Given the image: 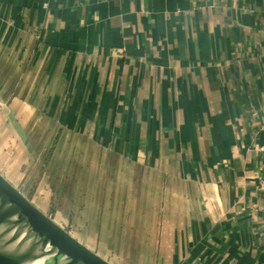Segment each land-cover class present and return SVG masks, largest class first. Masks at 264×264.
I'll list each match as a JSON object with an SVG mask.
<instances>
[{"label": "crops", "instance_id": "1", "mask_svg": "<svg viewBox=\"0 0 264 264\" xmlns=\"http://www.w3.org/2000/svg\"><path fill=\"white\" fill-rule=\"evenodd\" d=\"M0 68L30 139L107 154L74 156L58 220L30 200L61 228L73 213L79 243L110 264H264V0H0Z\"/></svg>", "mask_w": 264, "mask_h": 264}, {"label": "rangeland", "instance_id": "2", "mask_svg": "<svg viewBox=\"0 0 264 264\" xmlns=\"http://www.w3.org/2000/svg\"><path fill=\"white\" fill-rule=\"evenodd\" d=\"M7 72L8 69L0 68V174L13 187L16 185L15 188L29 201L35 197L37 190L42 193L41 201L48 202L47 213L54 218L57 217L56 208L62 209L65 204L62 200L64 194L60 193L71 178L73 182L69 184L66 202L70 201L69 208L72 205L71 198L74 196H70V191L74 187V173L71 175L74 156L105 158L107 154L88 144L86 138H76L58 127H46V131L30 139L12 112V101L7 99L13 93H18L21 85L9 83L12 78L6 75ZM76 139L81 146L75 148L73 145ZM8 176H11L9 180ZM41 201L37 204L44 205ZM69 214V225L62 229L74 238V214ZM56 217L55 220H58Z\"/></svg>", "mask_w": 264, "mask_h": 264}, {"label": "water", "instance_id": "3", "mask_svg": "<svg viewBox=\"0 0 264 264\" xmlns=\"http://www.w3.org/2000/svg\"><path fill=\"white\" fill-rule=\"evenodd\" d=\"M25 231L21 244L31 240L21 254L0 251V264H24L29 257L49 256L50 264H110L75 240L50 217L37 209L24 195L0 174V226L10 222ZM20 230L13 233L14 241Z\"/></svg>", "mask_w": 264, "mask_h": 264}, {"label": "bare ground", "instance_id": "4", "mask_svg": "<svg viewBox=\"0 0 264 264\" xmlns=\"http://www.w3.org/2000/svg\"><path fill=\"white\" fill-rule=\"evenodd\" d=\"M14 221V217H12L10 222L0 226V251L4 253H13L19 255L22 253V251L28 249L27 247L28 245H30L31 240H28L26 242L23 241V243L21 244L20 239L22 238L25 229L21 228L20 226L12 225ZM17 230H20V233L13 241V233ZM48 259L49 256L47 255H44L42 257H29L24 264H50L49 261H47ZM65 261L66 259L62 258L60 264Z\"/></svg>", "mask_w": 264, "mask_h": 264}, {"label": "built area", "instance_id": "5", "mask_svg": "<svg viewBox=\"0 0 264 264\" xmlns=\"http://www.w3.org/2000/svg\"><path fill=\"white\" fill-rule=\"evenodd\" d=\"M259 190L264 193V180L260 181Z\"/></svg>", "mask_w": 264, "mask_h": 264}]
</instances>
